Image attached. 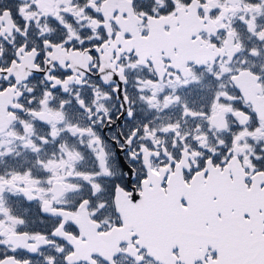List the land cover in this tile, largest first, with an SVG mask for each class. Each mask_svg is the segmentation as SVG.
<instances>
[{"label":"snow or ice","instance_id":"1","mask_svg":"<svg viewBox=\"0 0 264 264\" xmlns=\"http://www.w3.org/2000/svg\"><path fill=\"white\" fill-rule=\"evenodd\" d=\"M0 264H264V0H0Z\"/></svg>","mask_w":264,"mask_h":264}]
</instances>
